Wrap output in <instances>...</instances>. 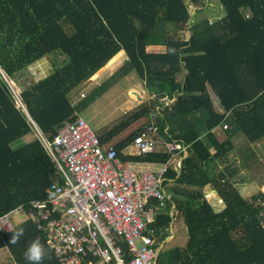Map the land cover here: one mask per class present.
Wrapping results in <instances>:
<instances>
[{
  "label": "trees",
  "instance_id": "obj_1",
  "mask_svg": "<svg viewBox=\"0 0 264 264\" xmlns=\"http://www.w3.org/2000/svg\"><path fill=\"white\" fill-rule=\"evenodd\" d=\"M218 1L224 14L212 22L197 19L181 39L177 32L189 19L183 0H0L4 78L12 82L43 57L52 66L49 75L19 93L45 137L84 108L83 101L73 105L69 94L123 57L118 80L135 74L153 100L97 135L100 143L146 117L114 149L125 168L153 173L167 160L164 141L187 146L178 173L166 171L170 201L149 224L155 249L170 236L172 221L185 229L186 242L182 248L159 250L156 264H264V183L245 199L235 187L239 168L225 164L231 135L241 133L250 145L264 137V0ZM190 2L203 6L202 0ZM166 22L173 24L172 32ZM163 98L169 102L154 120L161 145L152 154L136 156L133 138L150 123ZM223 124L228 128L220 141L214 129ZM52 178V162L0 75V215L19 205L29 213L31 201L45 197ZM208 198L223 207L214 208ZM21 230L23 235L12 243ZM34 240L44 245L43 264H58L28 219L8 232L0 230V250L10 255L4 262L28 264L24 252ZM121 248L128 262L126 246Z\"/></svg>",
  "mask_w": 264,
  "mask_h": 264
},
{
  "label": "built area",
  "instance_id": "obj_2",
  "mask_svg": "<svg viewBox=\"0 0 264 264\" xmlns=\"http://www.w3.org/2000/svg\"><path fill=\"white\" fill-rule=\"evenodd\" d=\"M9 86L16 106L26 114L52 162L53 178L44 190L45 197L31 201V211L25 214L35 223L56 262L155 264L158 251L153 248L154 230L149 224L157 210L170 201L171 193L164 188L166 171H178L187 146L175 139L164 141L167 160L163 167L155 173L135 172L125 168L114 146L101 144L97 134L77 115L63 121L51 138L45 137ZM157 114L151 112L150 123L133 138L136 156L152 154L161 145L159 136L155 138ZM222 127L227 128V124ZM17 210L23 211L21 205L0 215V230L14 228L11 215ZM173 210L171 204L170 213ZM121 245L131 257L128 262Z\"/></svg>",
  "mask_w": 264,
  "mask_h": 264
},
{
  "label": "rangeland",
  "instance_id": "obj_3",
  "mask_svg": "<svg viewBox=\"0 0 264 264\" xmlns=\"http://www.w3.org/2000/svg\"><path fill=\"white\" fill-rule=\"evenodd\" d=\"M202 1L203 6L199 7L195 6L190 0H183L187 11L189 12V19L185 23V29L177 32V36L181 39H186L188 37L190 33L188 26L192 25L197 19L203 18L209 21H215L224 14L218 0ZM165 28L169 32H172L173 24L166 22ZM44 59L45 63L48 64V69L52 71V66L48 63L45 57ZM123 62V57L114 60L105 70L93 77L91 81L79 85L68 96L70 101H74L75 104L81 101L86 103L84 108L78 112L77 116L82 117L87 122L90 129L97 135L102 133V131L104 132L115 126L119 122L124 121L125 117L131 114L134 110L153 100L152 96L149 97L148 94L146 95L144 94L145 92H142L141 88H144V84L135 74L131 73L118 80ZM31 73L32 71L29 72L25 69L20 74L14 76V79L12 80L13 86L11 87L16 95H19L22 90L27 88L28 84L37 81ZM113 79L116 80L113 81L112 84L110 83L106 87L103 86L105 83L112 81ZM8 80L9 79H7V82ZM100 86H102V92L95 93L96 89H99ZM134 89L141 92L140 99H137V94L134 92ZM80 94L84 95V97L80 98ZM93 94L95 95L94 98H92ZM160 101H163V103L160 102L159 108L157 107L156 111L158 109L160 110L169 102L167 99H160ZM146 120V117H142L134 122L124 131L115 136V138L112 139L113 143H116L120 138L134 131L138 127L143 126ZM224 130L225 128H220V126L215 128V134L220 141L226 138ZM230 143L232 148L226 157L225 164L230 165L233 168H239L236 172L235 182L240 183H237L235 187L241 197L248 199L250 196L256 195L260 189L261 183H264V137L260 141H257L256 144L250 145L247 143L243 135L237 132L230 136ZM207 146L209 147V151L213 153V147L210 145ZM221 167L223 166H220L219 168L221 169ZM240 177L242 179H240ZM216 198L219 200L218 196H216ZM208 200H211L213 207L216 209L223 207V203L220 202V204H217L215 199L208 198ZM11 219L15 224H18L26 219V214L24 211L17 210L12 213ZM177 227L178 226L175 223L172 227L173 236H171L170 240L162 243L161 251H167L173 247L182 248L185 245V229H179ZM136 244L137 246H140V242H136ZM9 257L10 255L6 249L0 250V264H7L4 260L8 261ZM8 264L14 263L11 261V263Z\"/></svg>",
  "mask_w": 264,
  "mask_h": 264
},
{
  "label": "crops",
  "instance_id": "obj_4",
  "mask_svg": "<svg viewBox=\"0 0 264 264\" xmlns=\"http://www.w3.org/2000/svg\"><path fill=\"white\" fill-rule=\"evenodd\" d=\"M210 22H212V21H210ZM48 64H46L45 63V59H44V57H43V59L42 58H40V59H38L37 61H35V62H33V63H31L30 65H28L27 67H26V70L27 71H29V72H31L32 71V75L36 78V80H40V79H42V78H44V77H46L47 75H49L52 71L50 70V69H48V66H47ZM33 73H35V74H33ZM184 74V72H182L181 73V77H182V75ZM180 77V78H181ZM135 85V84H134ZM138 85V84H137ZM136 87V86H135ZM139 87V86H138ZM142 89V92H145L144 94H148V92L146 91V90H144V88H141ZM134 92H136V94H137V96L139 97V99H140V95H141V92H139L138 90H136V89H134ZM149 95V94H148ZM149 97H151L150 95H149ZM163 99H166V98H163ZM71 103L72 104H75V102L74 101H71ZM105 132V131H104ZM214 132H215V129H214ZM102 133H103V131H102ZM113 138H115V136L113 137ZM113 138H111L110 140H108L107 141V143H104V145H115L116 143H117V141H116V143H113V141H112V139ZM128 150H129V148H126V149H124V154L126 153L127 154V152H128ZM186 154H184V156H185ZM168 184L167 185H164V188L170 193V191L168 190ZM173 220V219H172ZM173 222V221H172ZM170 223V228H169V230H170V236L167 238L168 240H170V238H171V236H173V226H174V224L175 223ZM177 224V228H179V224L178 223H176ZM173 239V238H172ZM167 240V241H168ZM166 242V241H165ZM160 248V247H159ZM158 248V249H159Z\"/></svg>",
  "mask_w": 264,
  "mask_h": 264
},
{
  "label": "clouds",
  "instance_id": "obj_5",
  "mask_svg": "<svg viewBox=\"0 0 264 264\" xmlns=\"http://www.w3.org/2000/svg\"><path fill=\"white\" fill-rule=\"evenodd\" d=\"M179 167H180V165H179ZM178 171H179V169H178ZM178 171L176 173H178ZM21 235H23L22 230L20 232H18L12 238L11 242L15 243ZM45 257H46V252H45L44 245L41 244L39 240L32 241L24 252V259L28 262V264H43Z\"/></svg>",
  "mask_w": 264,
  "mask_h": 264
},
{
  "label": "water",
  "instance_id": "obj_6",
  "mask_svg": "<svg viewBox=\"0 0 264 264\" xmlns=\"http://www.w3.org/2000/svg\"><path fill=\"white\" fill-rule=\"evenodd\" d=\"M0 75L2 76V78L4 79V81H6L7 82V80H6V78H4V76L2 75V73L0 72ZM137 99H139V97L137 96ZM168 239H166L165 241H167ZM164 241V242H165ZM161 249V247L159 248V250ZM159 250H157L158 252H159ZM155 264H156V262H155Z\"/></svg>",
  "mask_w": 264,
  "mask_h": 264
},
{
  "label": "bare ground",
  "instance_id": "obj_7",
  "mask_svg": "<svg viewBox=\"0 0 264 264\" xmlns=\"http://www.w3.org/2000/svg\"><path fill=\"white\" fill-rule=\"evenodd\" d=\"M8 83H9L11 86H13V83H12V82H10L9 80H8Z\"/></svg>",
  "mask_w": 264,
  "mask_h": 264
}]
</instances>
